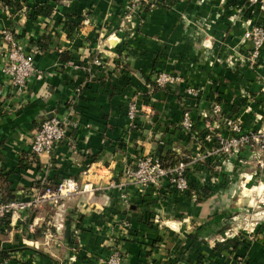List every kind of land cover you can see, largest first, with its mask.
Wrapping results in <instances>:
<instances>
[{
	"label": "crops",
	"instance_id": "0c3cea01",
	"mask_svg": "<svg viewBox=\"0 0 264 264\" xmlns=\"http://www.w3.org/2000/svg\"><path fill=\"white\" fill-rule=\"evenodd\" d=\"M17 1L20 8L0 10V69L8 49L3 32L20 28L44 78L32 81L19 98L0 70V188L10 200L24 201L65 179L101 190L90 200L79 196L58 209L43 208L38 226L1 223V264H103L116 249L123 264H210L218 244L244 238L237 254L246 264H264V172L244 166L251 164L250 150L231 156L221 173L194 169L189 177L197 187L189 194L168 189L161 198L150 190L141 197L129 187V205L106 186L122 178L138 151L164 158L194 153L193 143L173 131L189 86L208 90L192 111L201 131L202 114L210 113L214 100L238 116L248 94L256 104L254 113L243 116L244 126H264L255 120L264 100L258 79H264V52L253 70L252 44L244 40L248 21L264 26V11L253 13L247 0H164L155 7L128 0ZM46 6L49 15L31 17ZM98 59L103 66L96 65ZM158 71L182 79L152 90L148 84ZM133 98L142 113L128 138ZM46 118L65 122L67 135L54 154L35 157L31 144ZM242 211L257 221L254 237L236 230ZM46 222L55 229L53 238L37 234ZM4 251H10L7 257Z\"/></svg>",
	"mask_w": 264,
	"mask_h": 264
},
{
	"label": "built area",
	"instance_id": "2783aa9c",
	"mask_svg": "<svg viewBox=\"0 0 264 264\" xmlns=\"http://www.w3.org/2000/svg\"><path fill=\"white\" fill-rule=\"evenodd\" d=\"M128 1L132 6L143 4L155 7L163 3L164 0ZM246 4L253 13H256L257 10L264 11V0H247ZM248 25L244 40L252 44L248 60L250 67L255 70L264 52V26L256 25L252 20L248 21ZM3 35L8 49L4 56L5 62L0 70L6 78V84L13 89L17 97L22 98L28 85L34 80H42L44 74L36 67L34 54L27 52L24 48L20 28L4 30ZM95 63L99 67L103 66L101 59L96 60ZM181 79L180 75L158 71L152 76V83L148 86L152 90L156 86L158 88L173 87L180 83ZM258 79L262 85L259 94L264 99V79L260 77ZM207 94L206 86H189L185 90V103L183 104L185 109L179 128L185 138L196 144L195 154L184 156V159L179 160L171 167H166L162 155L136 156V160L132 164L125 166L122 178L110 181L106 185L109 191L117 194L115 196L119 202L129 204L132 197L128 191L129 187H134L137 193L142 195L154 190L159 196H162L163 191L168 189L180 194H189L193 187L189 177L190 170L194 168L195 164H206L211 157L218 158V162L223 165L224 156L240 155L242 151L250 150L251 164L260 172H264V126H260L256 130L246 129L243 119L245 114L254 113L255 97L249 94L243 97L246 104H244L242 114L238 116H231L221 103L214 100L210 113L202 114L206 121V129L203 130L205 133L202 134L196 126L192 111L195 107L197 108V102ZM259 107L262 113L255 115V120L258 123L264 120V100ZM141 113L142 109L136 99L128 101L126 137H131L133 130L137 128V120ZM66 135L67 124L65 122L57 118L44 119L38 133L33 138L32 155L41 157L54 154L65 140ZM221 165H216L215 171L221 172ZM99 190H101V186H94L91 182L83 183L75 179H65L55 186L46 187L30 201L10 200L4 202L0 200V221H31L32 226H38L41 221L39 213L43 208L58 209L72 198L83 195L92 199ZM263 191L264 187L260 189V193ZM260 205L264 206V200H261ZM252 218V216L245 217V225L250 231L242 230L250 236L255 235L254 228L257 225V221L255 225ZM123 226L125 230L129 229L128 223H123ZM57 230L60 229L57 228ZM47 236L53 238L51 233ZM103 264H123L120 252L117 249L113 250L111 256L104 260ZM232 264H246V258L238 256Z\"/></svg>",
	"mask_w": 264,
	"mask_h": 264
},
{
	"label": "trees",
	"instance_id": "16d2710c",
	"mask_svg": "<svg viewBox=\"0 0 264 264\" xmlns=\"http://www.w3.org/2000/svg\"><path fill=\"white\" fill-rule=\"evenodd\" d=\"M162 4L163 3H161L159 6H161ZM11 8H13V9L20 8L19 2L17 0H1L0 1V10L11 9ZM51 12H52V8L50 6L37 7L31 17L36 18L38 16H47ZM158 89L159 88L157 86L154 88V90H156V91H158ZM216 101L219 102L220 100L216 99ZM182 114H183V109H182ZM194 121L196 122L195 119H194ZM174 129H173L174 133L175 132L178 134L180 133L179 126H176V129L175 130ZM198 130H200V129H198ZM201 133L203 134V133H205V131H201ZM181 137H184V136L181 134ZM188 141L193 143V141H190V139H188ZM163 162L166 165V167H171L175 162L174 161V154H171V152H170V154L167 155V158H163ZM207 164H209V162H207L206 164L200 165L198 168L200 169L201 166H205L207 169ZM3 179H4L3 176L0 175V182L3 181ZM192 185H193V183H192ZM194 187H197V186L194 185ZM0 200L4 201V202L10 201L9 195L6 194L2 188H0ZM1 223H3V222L0 221V225H1ZM244 239H239L237 242L234 240V241H231L227 244H218L214 249L215 255H214V258L210 261V264L211 263H214V264H232L235 261V259L238 256H240L239 254H237V244H238V242H240V243L244 242L245 243L246 240H244ZM9 252L10 251H4L2 253V255L4 257H7Z\"/></svg>",
	"mask_w": 264,
	"mask_h": 264
},
{
	"label": "rangeland",
	"instance_id": "374dc122",
	"mask_svg": "<svg viewBox=\"0 0 264 264\" xmlns=\"http://www.w3.org/2000/svg\"><path fill=\"white\" fill-rule=\"evenodd\" d=\"M160 5V4H159ZM158 5V6H159ZM161 89H165V88H161ZM182 105V104H181ZM184 109H185V107L183 106V113H184ZM150 114H152V112L150 113ZM152 124H153V121H152ZM152 124H150V125H152ZM176 129V128H175ZM174 129V130H175ZM180 135H181V130H180V133H179ZM179 135V139H181L182 137ZM131 136H132V134H131ZM190 141H192V140H190ZM160 146L162 147H164V146H166V143H165V141H160ZM193 150H194V153L193 154H195V152H196V144L195 143H193ZM167 147V146H166ZM168 147H169V145H168ZM174 152H176V151H174ZM150 154H152V153H150ZM150 154H144V152H140V151H138L137 152V156H143V155H150ZM175 155H174V164L175 163H177L179 160H182V159H184L185 157L184 156H186V155H183V154H178L177 152L176 153H174ZM192 154V152L190 153V154H188L189 156H191V155H193ZM231 156L232 155H228V156H224V158H223V160H224V164L223 165H221L219 162H218V158H214V157H211L210 159H209V164H207V170H212L214 173H221V172H223L224 170H225V168H226V166L229 164V161H230V159H231ZM136 160V157L133 159V161H135ZM132 161V162H133ZM132 162H130V164L132 163ZM172 163V162H171ZM129 164V165H130ZM173 164V165H174ZM221 165V167H222V170H221V172H218V171H215V166L216 165ZM200 165H203V163H199V164H195L194 165V168L192 169V170H190V173L191 172H193L194 171V169L196 170V169H198V167L200 166ZM244 166H246L247 168L248 167H251V170H255L256 171V167H254L252 164H250V163H248V164H245ZM190 173H189V176H190ZM259 186H261V184H259L257 187H259ZM193 187H194V185H193ZM259 189V188H258ZM139 194V193H138ZM256 194V196L254 197V200H257V201H260L262 198L260 197L259 199H258V195H257V192L255 193ZM83 196H86V195H83ZM139 196H141V197H143V195L142 194H139ZM79 197V196H78ZM161 197V196H160ZM87 198H88V196H87ZM162 198V197H161ZM90 200V199H89ZM130 204H133V203H131V200H130V202H129V205ZM243 212V214H242V216H241V218L240 219H238L237 220V224L239 223V224H241V227L239 228V227H237L236 226V230H237V232L239 231V229L240 230H247V231H250V230H248L249 228L247 227V225H244V224H246V221H245V217H251V215L250 214H252V212L250 213V212H248V211H242ZM39 213V212H38ZM47 214H49V216H50V214H52V212L50 213V211L48 210L47 211ZM240 215V214H239ZM238 216V215H237ZM244 225V226H243ZM243 226V227H242ZM40 230V231H39ZM37 231H39V232H37ZM37 234H39V236L40 237H43L44 235L42 234L43 232H45V233H47V234H49V233H51L52 235H55V229L54 228H52V226H51V224H49V225H47V222L46 223H44L43 224V226L40 228V229H37ZM49 231V232H48ZM249 237H250V235H248ZM246 237H247V235H246ZM253 237H254V235H253ZM240 238H241V236H240ZM248 238V237H247Z\"/></svg>",
	"mask_w": 264,
	"mask_h": 264
}]
</instances>
